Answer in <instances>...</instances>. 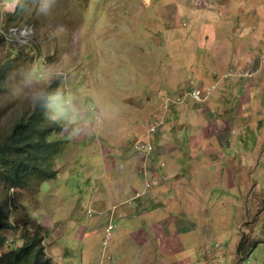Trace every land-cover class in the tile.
<instances>
[{
  "label": "rangeland",
  "instance_id": "obj_1",
  "mask_svg": "<svg viewBox=\"0 0 264 264\" xmlns=\"http://www.w3.org/2000/svg\"><path fill=\"white\" fill-rule=\"evenodd\" d=\"M8 62L0 127L52 88L76 111L54 179L0 186V256L27 232L51 264H264V0H0Z\"/></svg>",
  "mask_w": 264,
  "mask_h": 264
},
{
  "label": "trees",
  "instance_id": "obj_2",
  "mask_svg": "<svg viewBox=\"0 0 264 264\" xmlns=\"http://www.w3.org/2000/svg\"><path fill=\"white\" fill-rule=\"evenodd\" d=\"M10 67L11 62L0 67V94L6 86L4 71ZM53 90L45 92L33 110L23 112L16 121L0 127V186L8 191L24 189L31 181L45 182L56 176L53 164L60 142L53 139L58 127L49 119L47 107V97ZM3 114L1 110L0 119ZM14 229L10 215L0 210V233ZM36 236L22 233V246L0 256V264H51Z\"/></svg>",
  "mask_w": 264,
  "mask_h": 264
},
{
  "label": "clouds",
  "instance_id": "obj_3",
  "mask_svg": "<svg viewBox=\"0 0 264 264\" xmlns=\"http://www.w3.org/2000/svg\"><path fill=\"white\" fill-rule=\"evenodd\" d=\"M51 75H52L51 72L42 73L40 76V79H51ZM53 87H55V85H53ZM47 99L49 101L47 107L55 113L54 115L49 117V119L53 121H55L57 117L66 115L69 109L72 112L76 111L75 108L72 106V103L70 100L62 102L61 93L59 92V89H56L54 93L48 95Z\"/></svg>",
  "mask_w": 264,
  "mask_h": 264
},
{
  "label": "crops",
  "instance_id": "obj_4",
  "mask_svg": "<svg viewBox=\"0 0 264 264\" xmlns=\"http://www.w3.org/2000/svg\"><path fill=\"white\" fill-rule=\"evenodd\" d=\"M252 59V57H249L248 58V60H251ZM254 61H253V59H252V63H253ZM257 64V63H256ZM250 65H252L251 64V62L249 61V62H247L246 64H245V68H247L246 69V71H248V67L250 66ZM214 70L215 71H217V68H214ZM198 121H199V119H198ZM198 121L196 122V123H198ZM214 127V128H213ZM218 127V124H212V122L210 123V121H207L206 122V124H205V128H204V131H205V133H207V136H211V137H213L214 136V134L212 133V132H209L208 130H211V129H213V130H216V129H218L217 128ZM194 128H196V127H194ZM195 133H197L196 131H195ZM160 150L161 151H166L167 149L168 150H171V148H170V146H166V145H162L161 144V146H160ZM158 151V150H157ZM157 151H155L154 153H156ZM158 154V153H157ZM148 156V155H147ZM145 156L144 157V159H141L142 161H144V163H147V165L150 167L148 170V172L146 173H143V176L145 177V179H146V177H147V175H149V176H155L156 175V171H155V168L152 166V165H156V163H157V158H156V156H152V155H150V156ZM160 181L158 180V178H154L153 179V184H154V186H159L160 185ZM153 200L154 201H157V200H155V199H157L158 198V195L156 196V195H154L153 197ZM151 200V198L149 197V199H148V201H150Z\"/></svg>",
  "mask_w": 264,
  "mask_h": 264
},
{
  "label": "built area",
  "instance_id": "obj_5",
  "mask_svg": "<svg viewBox=\"0 0 264 264\" xmlns=\"http://www.w3.org/2000/svg\"><path fill=\"white\" fill-rule=\"evenodd\" d=\"M192 97L197 102H202V101L205 102L208 98L207 95L205 96L202 91H195L193 93ZM161 124L162 123H160L159 121L153 120V123L151 124L148 133L150 135H156V134L160 133L162 131V129L161 130L158 129V126ZM136 149L138 152H141V153H150L154 150L148 144H142V145L138 146ZM146 186H147V188H150L149 184H146ZM110 230H111V227H109L108 231H110Z\"/></svg>",
  "mask_w": 264,
  "mask_h": 264
}]
</instances>
